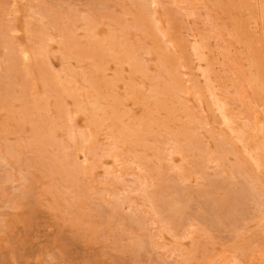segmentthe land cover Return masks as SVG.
I'll list each match as a JSON object with an SVG mask.
<instances>
[{
    "label": "rangeland",
    "instance_id": "374dc122",
    "mask_svg": "<svg viewBox=\"0 0 264 264\" xmlns=\"http://www.w3.org/2000/svg\"><path fill=\"white\" fill-rule=\"evenodd\" d=\"M263 33L264 0H0V264H264Z\"/></svg>",
    "mask_w": 264,
    "mask_h": 264
},
{
    "label": "bare ground",
    "instance_id": "6f19581e",
    "mask_svg": "<svg viewBox=\"0 0 264 264\" xmlns=\"http://www.w3.org/2000/svg\"><path fill=\"white\" fill-rule=\"evenodd\" d=\"M140 30V29H139ZM262 30V29H261ZM264 34V33H263ZM262 257V256H261ZM250 261V260H249ZM263 261V260H262ZM258 263V262H257Z\"/></svg>",
    "mask_w": 264,
    "mask_h": 264
}]
</instances>
